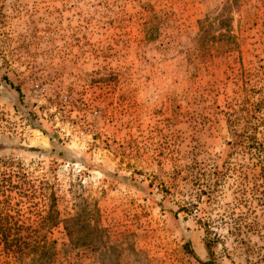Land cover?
Here are the masks:
<instances>
[{"label":"rangeland","instance_id":"374dc122","mask_svg":"<svg viewBox=\"0 0 264 264\" xmlns=\"http://www.w3.org/2000/svg\"><path fill=\"white\" fill-rule=\"evenodd\" d=\"M262 152L264 0H0V214L49 264H264Z\"/></svg>","mask_w":264,"mask_h":264},{"label":"trees","instance_id":"16d2710c","mask_svg":"<svg viewBox=\"0 0 264 264\" xmlns=\"http://www.w3.org/2000/svg\"><path fill=\"white\" fill-rule=\"evenodd\" d=\"M257 161L263 172L264 152L257 157ZM60 222L67 237V247H87L100 242V237L96 234H87L91 226L81 211ZM52 224L49 218H44L36 225L18 224L11 222L6 214H0V256L11 259L14 264L51 263L56 254L54 242L47 240L40 230ZM0 264H8V261H0Z\"/></svg>","mask_w":264,"mask_h":264}]
</instances>
